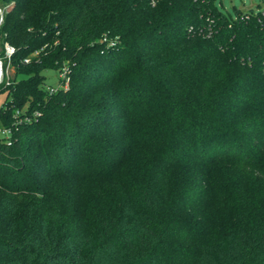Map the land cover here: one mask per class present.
Wrapping results in <instances>:
<instances>
[{
  "label": "trees",
  "instance_id": "trees-1",
  "mask_svg": "<svg viewBox=\"0 0 264 264\" xmlns=\"http://www.w3.org/2000/svg\"><path fill=\"white\" fill-rule=\"evenodd\" d=\"M0 3L17 47L0 125L32 117L0 136V264H264L260 10Z\"/></svg>",
  "mask_w": 264,
  "mask_h": 264
},
{
  "label": "built area",
  "instance_id": "built-area-1",
  "mask_svg": "<svg viewBox=\"0 0 264 264\" xmlns=\"http://www.w3.org/2000/svg\"><path fill=\"white\" fill-rule=\"evenodd\" d=\"M11 4L8 5H2L0 4V31L2 29V25L5 20L6 13L9 11V8L11 7ZM260 14L262 17H264V9L260 10ZM43 50V47L41 49H36L34 52L30 54V56L25 57L23 61L25 63H29L32 60L33 56H38L40 52ZM17 51V47L10 43L8 40H5L4 38L0 40V86L2 85H9L11 80L7 78L8 68L10 63H12V57ZM70 69L68 65H64L60 71L59 75L61 77V80L57 86H46L48 92L50 94L55 93L61 88L67 89L70 85ZM38 114V113H36ZM15 121L13 123V126H3L0 125V136L5 137L7 139H10L13 135L14 128L24 122H30L31 116H21V113L19 110H16L14 113Z\"/></svg>",
  "mask_w": 264,
  "mask_h": 264
},
{
  "label": "rangeland",
  "instance_id": "rangeland-1",
  "mask_svg": "<svg viewBox=\"0 0 264 264\" xmlns=\"http://www.w3.org/2000/svg\"><path fill=\"white\" fill-rule=\"evenodd\" d=\"M218 3L220 6L223 4L222 8L224 10H230L234 12L235 9H238L240 11H248L250 9H253L255 11L264 9V0H218ZM1 4V3H0ZM12 6L9 8V11H11ZM8 11V12H9ZM7 12V13H8ZM6 13V15H7ZM3 38L1 37L0 33V40ZM16 69L13 63H10L7 73V78L12 80L15 77ZM46 75L45 80V86H57L61 80V77L59 75V71L55 69H48L44 72ZM5 87V84L0 86V108L5 103V100L7 98V93L3 88ZM226 207H228L225 204H218L216 207H213V209H210V212L208 213V217H212L214 214L219 215L221 213L226 212Z\"/></svg>",
  "mask_w": 264,
  "mask_h": 264
}]
</instances>
